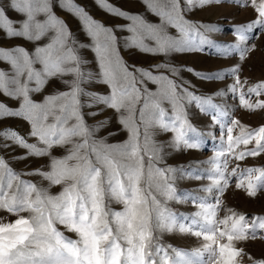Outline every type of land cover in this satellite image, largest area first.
I'll list each match as a JSON object with an SVG mask.
<instances>
[{"label":"snow or ice","instance_id":"1","mask_svg":"<svg viewBox=\"0 0 264 264\" xmlns=\"http://www.w3.org/2000/svg\"><path fill=\"white\" fill-rule=\"evenodd\" d=\"M149 10L161 18L159 24H150L139 14H129L111 5H106L109 12L125 16L132 21L129 29L141 38L156 41L155 47L143 46L147 52L169 53L171 51L196 50L191 47L193 33L201 35L200 43L209 41L200 33V25L187 21L184 16L186 8H191L194 0H143ZM205 4H219L222 0H199ZM239 3L240 0H237ZM70 0H65L69 4ZM258 17L255 21L240 26L237 31L256 26L264 28V0H250ZM10 7L26 15L19 28H14L11 21L0 8V28L7 31L9 37H23L29 41H39L49 36L50 42L43 47H37L35 53H29L20 47L14 50L0 49V56L9 60L14 69V75L9 76L0 70V89L9 96L20 99L19 110L7 109L0 103V116L22 117L31 121L32 137H38L44 147L26 143L15 132L11 139L36 156L51 155L53 147H65L67 155L62 158L52 157L51 171L41 172L40 175L53 185H60L62 190L57 195H51L46 189L38 188L19 179L0 157V209L19 216L14 223H0V264H205L201 259L205 252L210 254L207 264H239L237 258L244 254L243 249L235 247L234 242L256 238L258 232H264V217L246 218L229 209L230 215L223 219L217 218L216 204L201 201L191 220V225H177L176 217L167 209L162 208L153 192H159L167 199H174L175 192L169 183L167 173L173 169L155 167L154 161L160 159L159 148L150 141L149 129L158 125L161 130L171 129L176 133L175 146L183 144L187 148L199 147L186 139L187 132L192 130L187 125L181 101H195L203 110L205 106L215 108L211 98L204 99L196 96L174 79L167 76H153L150 71L140 69L142 77L152 80L160 87L156 93L141 90L137 84L144 85L145 81H137L135 71L121 63L115 46L116 37L112 29L94 21L83 9L71 8L80 16L88 35L96 42V52L99 55L102 69L101 82L110 86V95H94L96 104H103L114 109L119 115V122L130 131L129 141L110 145L94 138V133L103 127L104 121L90 128L83 120L80 111L79 97L83 94L81 82L91 73L81 71L82 61L69 46L70 32L62 20L52 11L51 0H10ZM46 17L42 22L37 20L39 14ZM171 25L178 29L180 38L167 34ZM208 31H215V26L204 25ZM243 41L246 38L241 35ZM75 43V41H72ZM133 46H142L134 42ZM252 49L255 45L251 46ZM249 49L241 51L240 59H245ZM43 65L42 70L33 67ZM72 64V67L66 65ZM166 67V66H164ZM239 68L236 69V72ZM65 72L75 74L68 91L46 97L45 103H36L30 98L31 91H40L48 78L63 75ZM199 75V73H198ZM22 79V78H25ZM209 78V77H205ZM35 80L37 87L30 89L27 81ZM64 83H69L64 81ZM248 82L241 81L237 74L231 87L233 93L239 92L241 106L247 109H264V99L254 103L246 96L264 95V81H260L241 91ZM11 86V87H10ZM169 101L175 110L174 117L166 120V111L161 104ZM142 103L139 118L143 122L144 143L140 144L141 128L136 123L135 105ZM126 112L127 115H124ZM59 113V114H56ZM99 113H93L98 115ZM225 115V113H222ZM49 116H54L55 123L47 124ZM215 119V117H214ZM74 123H69L70 121ZM233 120V125H238ZM178 124V126H177ZM187 126V127H186ZM232 127L227 128L228 150L233 143L248 144L255 139L257 149L241 152L238 159L245 155H258L264 151V127L253 132L245 133L241 128V136L233 141ZM7 130L0 132L6 136ZM247 136V138H244ZM10 146V145H8ZM70 146V147H68ZM150 153V159L145 165V154ZM222 155V153L220 154ZM227 162L223 168L217 165L208 177L212 183L205 188L206 192L218 190L221 194L228 185L225 175ZM257 171L248 169L249 175L241 172L237 188L247 189L251 197L264 188V170L255 179L251 173ZM9 177L5 183V175ZM236 174L233 169L232 175ZM14 181H18L14 184ZM247 182V183H246ZM7 189V190H5ZM115 199L124 204L123 211L112 212L106 201ZM27 211L28 217L19 215ZM64 225L68 230L78 234L77 240H71L61 233L56 224ZM178 228L181 233L188 232L196 237H203L202 248L192 252L173 249L175 258L168 256V251L154 237V231L171 232ZM193 228L198 230L193 232ZM227 243H218L221 239ZM171 247V246H169ZM253 264H264V260L254 261Z\"/></svg>","mask_w":264,"mask_h":264},{"label":"rangeland","instance_id":"2","mask_svg":"<svg viewBox=\"0 0 264 264\" xmlns=\"http://www.w3.org/2000/svg\"><path fill=\"white\" fill-rule=\"evenodd\" d=\"M258 4L259 0H257V6ZM106 5H111L129 14H139L150 24H159L161 20L159 16L149 10L143 0H70L67 5L65 0H51L52 11L64 22L71 34L69 46L75 50V54L82 61L81 71L85 74L91 73V79L86 77L81 82L83 94L80 95L79 100L83 120L90 128L97 126L101 121L105 122L103 127H99L95 131L94 138L110 145H119L129 141L130 131L119 122L120 114L103 104H96L93 96L87 95V93L110 95L111 89L110 86L101 82L102 69L99 55L96 52V42L88 35L80 16L70 10L76 7L83 9L94 21L112 29L116 37L115 46L121 63L126 65L130 72L135 71L137 81L141 79L145 81L144 85L137 84L138 88L143 90L146 87L148 91L156 93L160 87L152 80L141 76L139 70L144 69L150 71L153 76L163 75L174 79L177 83L182 82L183 86L196 96L204 99L211 98L212 104L215 105V108L205 106L202 110L200 104L195 101H181L187 125L192 129L187 132L185 138L190 143L198 144L199 147L187 148L181 144L177 148L174 131L171 129L161 130L158 125L149 129L150 141L159 148L160 159L154 161L155 167L174 170L167 175L170 177L169 183L174 189L176 198L167 199L159 192H153V194L160 201L162 208L175 215L177 225L190 226L194 214L199 211V203L203 201L208 204H216L217 197L220 199L217 209L218 219L230 215L229 209L237 214L245 215L246 218L264 217V188L258 190L255 197H251L248 195L246 187H236V184L240 182L241 172L244 175H249L248 169L257 170L250 174L254 180L256 176L260 175L259 170H264V151H260L255 156L245 155L243 159L237 158L241 152L246 153L257 149L255 139L248 144L233 143L232 150H228V127L233 128L231 135L234 142L237 137L241 136L242 127L245 133L264 127V109L244 108L239 101L240 93L231 91L237 74L241 81L248 82L241 89L244 92H247L248 87L264 81V28L256 26L251 29L245 28L243 32L237 31L240 26H245L258 17L250 0H240L239 3L237 0H222L219 4L212 3L203 6L199 0H194L193 6L185 9V19L200 25V33L209 42L200 43L201 35L193 33L191 47L196 50H187L186 48L183 51H171L167 54L144 51L143 46L155 47L156 41L150 38H141L137 33L131 31L128 25L132 21L125 16L109 12ZM184 5L185 0H181V6L184 7ZM0 8L13 21L14 28H19L26 19L25 14L10 7V0H0ZM45 18L42 13L37 16V20L41 22ZM204 25H213L216 30L208 31ZM166 31L168 35L175 38L181 36L178 29L171 25L167 27ZM241 35L246 39L242 41ZM49 42V36L42 37L39 41H29L23 37H9L6 29L0 28V49L14 50L22 47L34 54L37 47L46 46ZM134 42L142 43V46H133ZM252 45H255L254 49H252ZM245 48L249 51L245 59L241 60L240 54ZM72 66L74 65H66V67ZM33 67L37 70L43 69V65L40 63L34 64ZM237 68H239L238 72H236ZM0 70L9 76L14 75L11 62L2 56H0ZM75 78V74L71 72L48 78L40 86V91L30 92V98L36 103H45L46 97L49 95L68 91L71 81ZM22 79L26 80V77ZM64 81L69 83H64ZM27 83L30 89L37 87L35 80L27 81ZM246 98L254 103L258 99H264V95L257 97L255 94H251ZM21 102L20 99L9 96L0 89V103H3L7 109L19 110ZM142 107V103L135 105L136 123L141 128V145L144 143L143 122L139 118ZM161 107L166 111V120L175 116L176 112L169 101H163ZM93 113L99 114L93 115ZM123 114L127 115L126 112ZM233 120H238L240 123L233 125ZM74 122L73 120L69 123ZM45 123H55L54 116H49ZM5 130H7V138L0 136V157H3L8 167L19 176L20 180L46 189L51 195L59 194L62 190L61 186L51 184L39 173L51 171L52 157H64L67 155V149L53 147L50 156L29 154V149L18 146L11 139L12 132L23 138L26 143L35 144L38 148L44 147V145L38 141V137L30 135L31 121L22 117L0 116V132ZM261 143L264 144V141ZM221 153L222 155H220ZM150 156V153L145 154L146 167ZM225 161L227 162V171L225 172L228 178L227 188L223 194L216 189L206 192L205 188L212 183L208 177L217 165L223 168ZM233 169H236L235 175H232ZM2 171L0 170V172ZM4 175L6 183L9 177L6 173ZM261 181L264 182V177H261ZM17 182L14 181V184ZM106 203L112 212L124 209V204L115 199H110ZM19 215L28 217L30 213L24 211ZM18 218V215L10 213L6 209H0V223H14ZM56 227L71 240L79 238L77 233L68 230L64 225L57 223ZM196 230L198 228H193V232ZM153 235L167 249L171 259L175 258L173 249L192 252L194 249L202 248L205 243L203 237H196L188 232L181 233L178 228L171 232L156 230ZM218 243H227V239H221ZM234 244L244 252L242 257L237 258L239 264H253L254 261L264 260V232H258L254 239L250 235L248 240L236 241ZM201 259L207 264L210 254L205 252Z\"/></svg>","mask_w":264,"mask_h":264}]
</instances>
